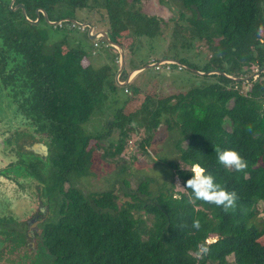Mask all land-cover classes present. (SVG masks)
<instances>
[{
    "label": "trees",
    "instance_id": "trees-1",
    "mask_svg": "<svg viewBox=\"0 0 264 264\" xmlns=\"http://www.w3.org/2000/svg\"><path fill=\"white\" fill-rule=\"evenodd\" d=\"M55 1L64 3L63 15L88 7L87 0ZM104 1L101 25L123 49L125 37L132 51L140 40L161 36L167 28L184 49L193 40L202 46L208 61L200 72L221 73L206 75L210 83L150 100L140 121L123 107L116 111L109 121L110 129L120 134L116 154L134 121L153 130L163 121L180 133L175 147L179 162H159L170 169L180 189L170 183L152 191L150 178L129 190L123 181L130 200L122 203L114 189L86 195L60 189L58 216L37 236V255L46 260L40 264H211L208 246L213 240L215 264H264V248L257 242L259 235L264 239V217L258 219L257 212L264 203V0H174L182 9L179 20L144 13L150 11L148 5L164 0ZM53 50L39 68L48 83L41 108L52 119V141L62 147L52 161L66 168L76 165L84 174L91 135L82 126L107 100L104 82L91 65L81 63L87 54L83 49ZM178 62L198 69L184 59ZM259 70L258 77L247 81L226 77L245 78ZM126 73L124 69L118 80L124 81ZM128 94L125 102L139 98L140 90Z\"/></svg>",
    "mask_w": 264,
    "mask_h": 264
},
{
    "label": "rangeland",
    "instance_id": "rangeland-1",
    "mask_svg": "<svg viewBox=\"0 0 264 264\" xmlns=\"http://www.w3.org/2000/svg\"><path fill=\"white\" fill-rule=\"evenodd\" d=\"M153 1L155 4L157 3L156 0ZM105 4L104 0H94L90 4L97 11L98 26L96 31L98 33L106 29V26L101 25L100 20L103 16L105 18ZM156 5L155 7L148 5L147 8L150 11L144 13L152 15L150 12L154 11L157 16L164 20H171V18L179 20L178 13L182 9L174 0H164L163 3ZM173 24L174 20L169 21L167 26L171 27ZM168 33L169 30L164 28L161 36L140 40L137 48L131 49L132 51L127 49L131 40L126 39L128 37L122 39L126 47L123 49V70L127 71L126 79L132 70L162 59L177 61L184 59L190 65L198 68L195 70L202 71L201 69L208 61V56L202 50V46L193 40L189 46L190 49H184L181 47V41L171 38ZM71 36L76 38L74 34ZM78 37L81 38L82 35H78ZM98 39H78V45L84 51H93L90 64L103 78V91L107 96V100L102 105H98L99 108H95L93 114L84 124L85 132L91 135L89 141L91 153L86 172L80 178L82 188L90 192L114 189L119 198V203L130 200L124 194L127 191L122 189L123 181L129 185V190L134 189L140 180H149L150 178L153 179V182L150 183V190L152 191L161 189L165 184L170 183H174L175 190L180 189L179 182L170 174V169L159 163L162 160L179 162L175 147L181 142V135L175 128L169 130V126L162 121L160 126L153 130L152 127L148 129L146 124H143V127V122L136 124L134 121L132 126L128 128L129 132L124 140L122 152L116 154L114 146L118 145L120 134L117 128L110 129L109 121L114 119L116 111L121 107L124 108L125 113L132 111V116H137L138 121H140L141 110L150 100L162 98L174 91L187 89L198 82L210 83L212 78L199 76L188 69L164 67L165 64H162L144 68L130 77L127 84H120L126 79L124 81L118 80V82L115 80L120 65L118 52L115 48H109L103 40L100 41L101 38ZM184 41L189 43L190 38H186ZM118 79L120 78L118 77ZM136 89L140 90L139 98L125 102L129 91L134 92ZM40 105L41 102L35 104V106ZM48 151L49 158L45 162H41L37 158L36 160L33 159L34 165H46L42 170L46 174L49 170L48 165H52L48 162L51 163L52 156L55 157L57 153L62 152V147L50 139ZM8 180L14 186L12 184L7 186L12 188L3 189L4 184L0 182V214L24 222L23 219L28 218L31 213V203L33 202L31 190L25 185L26 183H17L12 178ZM257 212L258 219L264 217V203H259ZM257 242L260 247L264 248L262 236H257ZM36 250L35 247L34 253L26 254L20 258V261H23L24 264L43 263L45 259H41ZM216 256V243L213 240L208 246V258L211 264H215Z\"/></svg>",
    "mask_w": 264,
    "mask_h": 264
},
{
    "label": "flooded vegetation",
    "instance_id": "flooded-vegetation-1",
    "mask_svg": "<svg viewBox=\"0 0 264 264\" xmlns=\"http://www.w3.org/2000/svg\"><path fill=\"white\" fill-rule=\"evenodd\" d=\"M92 1L72 15H63L64 3L55 0H0V182L3 189L12 188L7 186L12 184L9 178L26 183L33 198L24 222L0 214V264H24L20 258L33 253L37 236L57 218L61 190L86 193L76 165L66 168L51 161L46 174L42 171L46 165H34L33 159L45 162L53 139L52 119L41 108L44 96L48 98V83L38 69L43 66L41 59L52 56L54 46L76 51L83 49L78 39L94 35V40L103 39L96 31ZM85 52L81 63L91 65L93 51ZM37 102L41 105L35 106Z\"/></svg>",
    "mask_w": 264,
    "mask_h": 264
},
{
    "label": "water",
    "instance_id": "water-1",
    "mask_svg": "<svg viewBox=\"0 0 264 264\" xmlns=\"http://www.w3.org/2000/svg\"><path fill=\"white\" fill-rule=\"evenodd\" d=\"M98 34H100L105 39V41L107 42L108 45H110L111 47L115 48L117 50V52H118V55H119V58H120V65H119V68L117 70V76L115 77V80L118 82L119 74L123 70V48H122V46L120 44L110 41L109 38H108V35H107V33L105 31H100ZM96 36L97 35L92 36L91 39L94 40L96 38ZM162 64H176V65H179V66H183L185 68V65L179 63L176 60H172V59H162V60L157 61V62L149 63V64L143 66L142 68L132 70L129 73L130 75H128L126 81H124L123 83H120V84H123V85L124 84H127L128 81L130 80V77H133L134 75H136L138 72H140L144 68L153 67V66H159V65H162ZM186 69H189L192 72H194L195 74L200 75V76L211 75V74H214V73H221V72H218V71L200 72V71H197V70H194V69H190L187 66H186ZM261 71L262 70L256 71L255 73H253V74H251V75H249L248 77H245V78L234 77V76H231V75H226V77L229 78V79H233L235 81H239V80L247 81L250 78H256V77H258V75H259V73ZM195 181H196V184L201 187V190L204 191V189H203V187L201 185L202 184L201 181H200V184L197 183V178H196Z\"/></svg>",
    "mask_w": 264,
    "mask_h": 264
},
{
    "label": "clouds",
    "instance_id": "clouds-1",
    "mask_svg": "<svg viewBox=\"0 0 264 264\" xmlns=\"http://www.w3.org/2000/svg\"><path fill=\"white\" fill-rule=\"evenodd\" d=\"M201 178V177H200ZM201 180H202V178H201Z\"/></svg>",
    "mask_w": 264,
    "mask_h": 264
}]
</instances>
